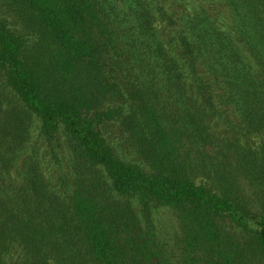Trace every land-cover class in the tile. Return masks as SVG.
<instances>
[{"label":"trees","instance_id":"16d2710c","mask_svg":"<svg viewBox=\"0 0 264 264\" xmlns=\"http://www.w3.org/2000/svg\"><path fill=\"white\" fill-rule=\"evenodd\" d=\"M222 1L229 27L158 0L0 14V264H171L163 206L182 264H264V0ZM36 126L68 138L59 176Z\"/></svg>","mask_w":264,"mask_h":264},{"label":"rangeland","instance_id":"374dc122","mask_svg":"<svg viewBox=\"0 0 264 264\" xmlns=\"http://www.w3.org/2000/svg\"><path fill=\"white\" fill-rule=\"evenodd\" d=\"M119 4L122 5L121 2ZM158 4L165 6L168 13L172 14L178 23L183 14L197 9H207L206 11L217 18L218 23L224 24L226 27L234 23L230 8L222 0H158ZM0 14L6 18L10 25L15 26L17 22H20V13L16 10L13 0H0ZM166 23L163 22V25H166ZM32 136L27 150L36 149L39 157L45 162V166H49L48 168L53 177L62 174L65 171L63 168H68L70 160V146L64 132H60L54 140L50 141L45 136L40 135L39 127L36 126ZM8 182L11 183L10 180ZM154 221L158 228L159 240L164 246L167 256L170 257L171 264H182L181 249L179 247L182 232L175 211L167 206L155 209ZM13 256L15 258L11 262L23 264L25 256L20 249L14 248Z\"/></svg>","mask_w":264,"mask_h":264}]
</instances>
